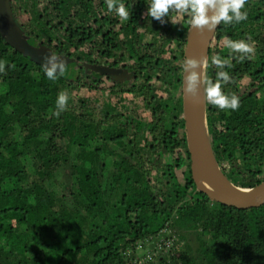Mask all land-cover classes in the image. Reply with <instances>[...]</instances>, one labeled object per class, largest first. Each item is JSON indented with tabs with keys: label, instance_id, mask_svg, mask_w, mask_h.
Listing matches in <instances>:
<instances>
[{
	"label": "trees",
	"instance_id": "1",
	"mask_svg": "<svg viewBox=\"0 0 264 264\" xmlns=\"http://www.w3.org/2000/svg\"><path fill=\"white\" fill-rule=\"evenodd\" d=\"M9 2L30 43L70 60L51 81L0 33V264H264V202L224 204L192 177L182 106L189 18L150 22L147 0H120L127 21L108 0ZM245 7L246 20L218 26L206 68L215 80L210 61L228 57L226 36L250 38L251 58H232L222 85L239 108L207 104V119L222 171L252 187L264 180V0ZM61 91L69 99L55 116ZM115 95L122 106L111 105ZM149 244L142 262L138 248Z\"/></svg>",
	"mask_w": 264,
	"mask_h": 264
},
{
	"label": "water",
	"instance_id": "2",
	"mask_svg": "<svg viewBox=\"0 0 264 264\" xmlns=\"http://www.w3.org/2000/svg\"><path fill=\"white\" fill-rule=\"evenodd\" d=\"M218 26L210 32L206 28L198 30L191 25L186 37L184 62L188 58L207 60L210 44ZM0 33L11 46L41 65H45L48 55L54 54L49 46L34 45L28 41L23 34V29L14 18L9 0H0ZM69 60V58H65L60 62L65 66ZM99 69L101 72L117 76L122 73L126 74V71L121 68L100 66ZM185 75L183 69L184 131L190 151L192 177L198 189L210 198L227 205L249 208L262 204L264 202V180L252 187H242L232 182L222 171L212 146L204 85L200 84L195 94L187 93L184 90Z\"/></svg>",
	"mask_w": 264,
	"mask_h": 264
},
{
	"label": "clouds",
	"instance_id": "3",
	"mask_svg": "<svg viewBox=\"0 0 264 264\" xmlns=\"http://www.w3.org/2000/svg\"><path fill=\"white\" fill-rule=\"evenodd\" d=\"M146 15L151 20L161 24L166 21L177 24L179 21L170 17V12H176L180 16H187L192 26L198 30L213 31L218 25H230L240 23L247 19L246 0H147ZM109 12H115L121 21L129 19V9L120 0H108ZM250 39V38H248ZM248 39L232 40L225 37L224 47L228 49V57L221 58L219 54L211 57V65L215 66V80L205 75V69L209 62L205 59L197 60L188 58L183 63L185 72L184 90L187 93L195 94L200 84L204 85V94L207 104L221 110H236L239 108V97L229 94L223 90L222 85L232 81V77L225 69L232 67V58L237 61L250 59L254 48ZM6 61L0 60V72L4 71ZM11 67V65H9ZM44 76L55 81L58 75L63 74L64 65L55 54L46 57L43 67ZM69 96L61 91L55 100L53 115L59 116L65 111Z\"/></svg>",
	"mask_w": 264,
	"mask_h": 264
},
{
	"label": "rangeland",
	"instance_id": "4",
	"mask_svg": "<svg viewBox=\"0 0 264 264\" xmlns=\"http://www.w3.org/2000/svg\"><path fill=\"white\" fill-rule=\"evenodd\" d=\"M167 69H168V66H167ZM124 99H123V97H121V96H118V95H115L114 97H113V100H111V105H114L115 107H120V106H122L123 105V103H124ZM173 240H174V238H165V239H163V241L168 245V244H172V242H173ZM183 244V243H182ZM182 244H179L178 242H177V244H176V247H181L182 246ZM151 246H152V244L150 245H147L146 246V248H142V247H139L138 248V252L140 253V261H146L147 260V258L149 257V255H151L152 254V251H151ZM148 251H150V253L148 254ZM145 252H147V253H145ZM147 255V257H145ZM133 262H130V264H132Z\"/></svg>",
	"mask_w": 264,
	"mask_h": 264
},
{
	"label": "flooded vegetation",
	"instance_id": "5",
	"mask_svg": "<svg viewBox=\"0 0 264 264\" xmlns=\"http://www.w3.org/2000/svg\"><path fill=\"white\" fill-rule=\"evenodd\" d=\"M122 69V68H121ZM126 71V70H125ZM126 74H127V72H126Z\"/></svg>",
	"mask_w": 264,
	"mask_h": 264
}]
</instances>
